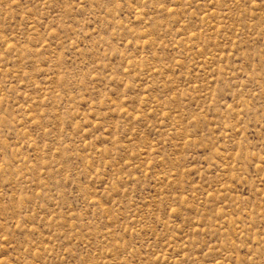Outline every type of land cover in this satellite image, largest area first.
Listing matches in <instances>:
<instances>
[{"label": "rangeland", "instance_id": "obj_1", "mask_svg": "<svg viewBox=\"0 0 264 264\" xmlns=\"http://www.w3.org/2000/svg\"><path fill=\"white\" fill-rule=\"evenodd\" d=\"M0 264H264V0H0Z\"/></svg>", "mask_w": 264, "mask_h": 264}]
</instances>
